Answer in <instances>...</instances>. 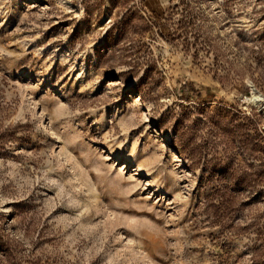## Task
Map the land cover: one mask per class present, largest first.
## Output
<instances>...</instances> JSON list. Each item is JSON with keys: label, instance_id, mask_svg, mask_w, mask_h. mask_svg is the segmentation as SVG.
Segmentation results:
<instances>
[{"label": "rangeland", "instance_id": "374dc122", "mask_svg": "<svg viewBox=\"0 0 264 264\" xmlns=\"http://www.w3.org/2000/svg\"><path fill=\"white\" fill-rule=\"evenodd\" d=\"M110 3L0 0V264H264V179L222 173L264 168V0H138L141 87L96 62ZM220 187L233 229L205 212Z\"/></svg>", "mask_w": 264, "mask_h": 264}, {"label": "trees", "instance_id": "16d2710c", "mask_svg": "<svg viewBox=\"0 0 264 264\" xmlns=\"http://www.w3.org/2000/svg\"><path fill=\"white\" fill-rule=\"evenodd\" d=\"M102 2L103 0H81L85 12L91 7L99 6ZM137 7L138 0H111L107 10L110 11L112 9L111 12H114V14L110 18L109 26L105 30L103 42L95 47V59L97 64L100 65L106 64L109 67L125 66L127 70L124 71L123 74L130 76V78L137 76L139 71L143 69L142 77L138 80V86L141 87L148 83L150 79L149 74L153 72V63L148 56L146 57L140 54L142 50H140L136 44L145 37L146 34H149L150 37H154L155 33L152 30L153 23L149 19L139 15L137 16ZM185 98H187V96H185ZM196 110L205 111V108H196ZM224 112L231 115V117L218 118L219 124H222L219 128L221 133L227 137L232 136V138H238L242 146H244L247 156L253 159L258 157L257 159L260 160L259 156L255 154L257 152L256 147H261L262 140L260 139V135L256 131L250 132L249 125L242 123V121H249V117L244 114L241 115L240 113L234 114L227 110H224ZM216 116L217 114H213L209 118L215 119ZM238 119L242 121L239 122ZM174 142L175 144L179 142V145L184 144L183 136L178 139L176 137L173 138V143ZM249 145L251 147H249ZM193 155L194 154H192V157H194ZM224 157L225 166L224 172L222 173L233 178L238 175L239 183L237 186L239 188L242 186V189L247 188L248 193L253 191V194L254 189L261 185L260 183L264 179V168L249 171L240 165L234 167L233 160H231L229 156L225 155ZM213 160H217V158H213ZM198 164V162H195L196 166H198ZM246 167L250 169V166ZM239 193H243V191ZM259 193H261V191H259ZM235 199L236 197L233 193H228L227 190L222 187L206 195L205 212L212 218L210 221L211 225L225 226L229 229L234 228L233 219L235 208L233 207L237 206Z\"/></svg>", "mask_w": 264, "mask_h": 264}]
</instances>
